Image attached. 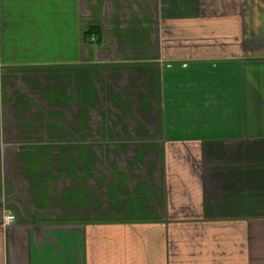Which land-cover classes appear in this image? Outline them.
Here are the masks:
<instances>
[{
  "label": "crops",
  "instance_id": "1",
  "mask_svg": "<svg viewBox=\"0 0 264 264\" xmlns=\"http://www.w3.org/2000/svg\"><path fill=\"white\" fill-rule=\"evenodd\" d=\"M0 264H264V0H0Z\"/></svg>",
  "mask_w": 264,
  "mask_h": 264
},
{
  "label": "rangeland",
  "instance_id": "2",
  "mask_svg": "<svg viewBox=\"0 0 264 264\" xmlns=\"http://www.w3.org/2000/svg\"><path fill=\"white\" fill-rule=\"evenodd\" d=\"M210 11L208 10L207 12ZM105 110L109 111V113L106 115L104 122H100L98 115L105 114ZM138 112L139 109L137 108L134 114H130V112L128 113L118 107L109 105L108 102L96 107L94 116H92L94 121L85 123L83 148L89 151L85 160L98 162L101 167L107 163L117 162L120 164L123 161H132L131 159L134 158L135 153H139L141 149H144L141 147L142 140L140 139ZM115 118H117V121H114ZM123 118L124 120L127 118L133 120L126 122L122 120ZM103 133H108L111 136L104 137L101 135ZM69 147L73 151L79 149L76 146L71 147L69 145ZM86 152L85 155L87 154Z\"/></svg>",
  "mask_w": 264,
  "mask_h": 264
},
{
  "label": "built area",
  "instance_id": "3",
  "mask_svg": "<svg viewBox=\"0 0 264 264\" xmlns=\"http://www.w3.org/2000/svg\"><path fill=\"white\" fill-rule=\"evenodd\" d=\"M14 216L13 215H7V216H5V225H8V224H10L11 222H13L14 221Z\"/></svg>",
  "mask_w": 264,
  "mask_h": 264
},
{
  "label": "trees",
  "instance_id": "4",
  "mask_svg": "<svg viewBox=\"0 0 264 264\" xmlns=\"http://www.w3.org/2000/svg\"><path fill=\"white\" fill-rule=\"evenodd\" d=\"M93 31H90V34L92 33Z\"/></svg>",
  "mask_w": 264,
  "mask_h": 264
}]
</instances>
